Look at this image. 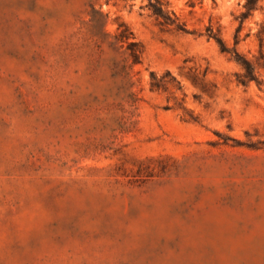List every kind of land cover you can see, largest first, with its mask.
Here are the masks:
<instances>
[{
    "label": "rangeland",
    "instance_id": "374dc122",
    "mask_svg": "<svg viewBox=\"0 0 264 264\" xmlns=\"http://www.w3.org/2000/svg\"><path fill=\"white\" fill-rule=\"evenodd\" d=\"M244 5L0 0V264H264V0Z\"/></svg>",
    "mask_w": 264,
    "mask_h": 264
},
{
    "label": "trees",
    "instance_id": "16d2710c",
    "mask_svg": "<svg viewBox=\"0 0 264 264\" xmlns=\"http://www.w3.org/2000/svg\"><path fill=\"white\" fill-rule=\"evenodd\" d=\"M257 2L258 0H245V5H244L245 9L240 14L241 20L249 16L251 10L255 8ZM152 11L163 22H166L169 19V12L163 7L162 3L157 2V4L152 5ZM118 27H123L125 30L127 29V27L124 24H119ZM123 36H125L124 33ZM215 40L219 44L220 50L229 53L243 68V74L238 77L239 82L246 83L252 79L257 81V78L255 77L254 74V66L249 60H247L245 57L239 54V52L236 50L235 47L232 48L226 47L223 41L219 37H215ZM128 45L130 46L133 45V42H129ZM130 54L133 58V61H138L137 51L132 50Z\"/></svg>",
    "mask_w": 264,
    "mask_h": 264
}]
</instances>
